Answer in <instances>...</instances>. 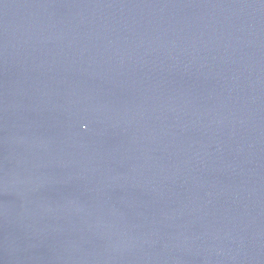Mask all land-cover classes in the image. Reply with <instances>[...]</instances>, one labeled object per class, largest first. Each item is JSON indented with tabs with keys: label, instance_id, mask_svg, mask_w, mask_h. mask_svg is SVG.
Here are the masks:
<instances>
[{
	"label": "water",
	"instance_id": "water-1",
	"mask_svg": "<svg viewBox=\"0 0 264 264\" xmlns=\"http://www.w3.org/2000/svg\"><path fill=\"white\" fill-rule=\"evenodd\" d=\"M0 264H264V0H0Z\"/></svg>",
	"mask_w": 264,
	"mask_h": 264
}]
</instances>
